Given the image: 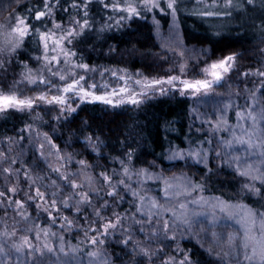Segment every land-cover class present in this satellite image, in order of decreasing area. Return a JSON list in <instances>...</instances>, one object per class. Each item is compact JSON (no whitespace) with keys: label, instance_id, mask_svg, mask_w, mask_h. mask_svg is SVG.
<instances>
[{"label":"snow or ice","instance_id":"obj_1","mask_svg":"<svg viewBox=\"0 0 264 264\" xmlns=\"http://www.w3.org/2000/svg\"><path fill=\"white\" fill-rule=\"evenodd\" d=\"M195 5L35 0L0 20V121L20 120L11 134L0 132V264H264V47L255 60L245 47L250 29L264 45V0ZM94 13H107L105 22L97 26ZM181 13L209 22L191 48ZM149 14L157 33L172 18L155 74L86 61L90 36L103 39ZM232 32L238 43L225 44ZM171 95L196 105L188 147L169 142L160 158L178 174L141 159L139 133L109 127L106 135L81 115L86 105L110 115ZM207 98L217 103L202 112ZM216 182L238 185L235 196L207 195Z\"/></svg>","mask_w":264,"mask_h":264},{"label":"trees","instance_id":"obj_2","mask_svg":"<svg viewBox=\"0 0 264 264\" xmlns=\"http://www.w3.org/2000/svg\"><path fill=\"white\" fill-rule=\"evenodd\" d=\"M34 3L35 0H20L21 6L17 7L16 0H0V19L7 17L10 12L22 14L23 5L26 4L31 7ZM195 6V0H183L185 9H193ZM106 15L107 13H94L97 26L105 22L103 17ZM157 18L159 19V17ZM177 23L183 33L181 38L189 48L197 44V39H203L207 35L205 30L209 27V22L197 19L195 16L181 13ZM259 23L260 21L257 20L256 24L259 25ZM171 26L172 18L170 16L161 19V28L159 33H157L152 27V17L149 14L147 20H139L132 23L131 27L105 33L103 39L90 36L89 40L91 43L88 44L85 50V59L93 66L120 67L127 68L129 72L141 71L145 72V74L148 72L155 74L153 70L157 69L159 61L156 60L154 54L160 52V41L168 38ZM194 28L197 30H194ZM228 43H238L236 33H226L225 44ZM110 47L117 49V53L110 55ZM245 47L248 49V56L255 60L259 55L257 48L264 47L260 43V33L250 29ZM81 48L83 50L84 45H81ZM93 48L94 50H92ZM250 62L251 60L247 58L244 61L245 64ZM194 106L196 105L189 97L173 95L150 100L141 110L131 106L115 110L109 109L107 111L110 115L104 114L102 105H86L85 107L89 111L81 115L83 118L88 119L90 114L95 119L96 124L104 126L106 135L110 134L108 133L109 127L113 129L119 127L126 134L130 130L134 134L139 133L136 138L140 141L139 148L143 152L141 159L147 161L156 160L161 167L166 169V174L171 175L173 172L178 174L181 169H172V162L166 159L161 161L160 158L162 154L167 152L169 142L184 148L188 147L189 126L193 123L190 110ZM112 121H115V123H112ZM166 121L171 122L170 125H166ZM90 122L92 121L90 120ZM230 122L234 123V114H231ZM19 124V119H10L7 123L0 121V132L7 130L11 134L13 127ZM195 126L201 127L200 122L197 121ZM206 128L207 125H204L200 134L192 133V138L199 139L200 135L206 131ZM41 131H48V128L42 127ZM62 131L66 133V130ZM50 135L53 136L57 144L63 145V140L60 138L59 133H50ZM68 150L80 151L81 149L76 146ZM85 158H88L90 162H94L87 156ZM100 162L103 163V161ZM169 169L171 170L168 171ZM182 170L185 172L189 171L186 167ZM52 178L55 179V176ZM209 188L210 191L206 193L207 195L220 196L223 194L225 197H234L238 185H221L216 182L214 186L209 185ZM241 202L248 203V201ZM71 242L75 243L76 241L72 240ZM189 247H191V244H189Z\"/></svg>","mask_w":264,"mask_h":264},{"label":"rangeland","instance_id":"obj_3","mask_svg":"<svg viewBox=\"0 0 264 264\" xmlns=\"http://www.w3.org/2000/svg\"><path fill=\"white\" fill-rule=\"evenodd\" d=\"M1 20V19H0ZM170 35V34H169ZM169 35H168V38H169ZM167 38V39H168ZM162 41H160V44H161ZM223 91V90H221ZM173 96V95H171ZM159 98H163V97H159ZM190 98V97H189ZM158 99V98H157ZM191 99V98H190ZM242 103V101H240ZM215 103H217V101L214 99V98H207V101L206 102H201V104L199 105L200 107V111H208V112H211L212 110V105H214ZM229 117L231 118V113L229 114ZM234 122H235V115H234ZM207 129V128H206ZM153 191H155V186H153ZM230 225H232V228H238V225H235L233 224V222L229 221L228 222ZM232 228H230L229 230L231 231Z\"/></svg>","mask_w":264,"mask_h":264}]
</instances>
